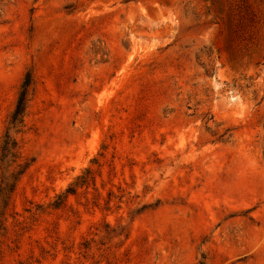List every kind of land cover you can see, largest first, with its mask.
Masks as SVG:
<instances>
[{
    "label": "rangeland",
    "instance_id": "1",
    "mask_svg": "<svg viewBox=\"0 0 264 264\" xmlns=\"http://www.w3.org/2000/svg\"><path fill=\"white\" fill-rule=\"evenodd\" d=\"M26 164L0 264H264V0H0Z\"/></svg>",
    "mask_w": 264,
    "mask_h": 264
},
{
    "label": "trees",
    "instance_id": "2",
    "mask_svg": "<svg viewBox=\"0 0 264 264\" xmlns=\"http://www.w3.org/2000/svg\"><path fill=\"white\" fill-rule=\"evenodd\" d=\"M33 84H34V76H33L32 71H29L23 80L15 109H14V111L10 117V123L13 126H16L17 124L23 122V119L25 117V114H26V111L28 108V104L30 101V94L32 91ZM16 147H17V142H15L14 140L9 138L5 142V144L2 148L4 156L6 157L10 153H12V155L15 156L16 153L13 152V150ZM28 166H29V164L22 166L21 167L22 169L17 173V176L12 175V178H14L13 182L5 181L6 179H3L2 187L0 189V200H1V202L3 204V208L5 210L10 205V202L12 199V194L15 191V188L17 185V180H18L19 176L27 170ZM88 174H90V171H88ZM87 180H88V178L85 177L84 180H82V183H85ZM74 192H75V189H73L72 187H70L67 190V193H74ZM60 204L61 203H59L58 205H60Z\"/></svg>",
    "mask_w": 264,
    "mask_h": 264
}]
</instances>
